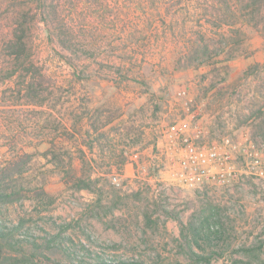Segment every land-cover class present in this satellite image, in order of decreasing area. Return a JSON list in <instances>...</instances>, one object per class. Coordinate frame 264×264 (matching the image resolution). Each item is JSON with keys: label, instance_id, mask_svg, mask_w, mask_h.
Returning <instances> with one entry per match:
<instances>
[{"label": "rangeland", "instance_id": "rangeland-1", "mask_svg": "<svg viewBox=\"0 0 264 264\" xmlns=\"http://www.w3.org/2000/svg\"><path fill=\"white\" fill-rule=\"evenodd\" d=\"M25 3L0 0V66L15 71L0 80V167L31 155L12 184L27 198L0 206L19 247L35 243L37 264H194L177 220L209 218L222 227L211 264H264V181L234 157L227 183L188 189L157 146L197 123L206 144L247 136L264 150V0ZM13 35L29 62L7 56ZM183 89L195 121L171 98ZM66 171L96 186L77 190Z\"/></svg>", "mask_w": 264, "mask_h": 264}, {"label": "trees", "instance_id": "trees-1", "mask_svg": "<svg viewBox=\"0 0 264 264\" xmlns=\"http://www.w3.org/2000/svg\"><path fill=\"white\" fill-rule=\"evenodd\" d=\"M25 4L33 3L36 6L42 5L44 0H24ZM14 36V35H13ZM22 35L14 36V40L8 38V44L6 45L7 56L11 61L29 62L31 60L29 55H24L26 50V44L23 42ZM19 64V63H18ZM14 70L6 73L5 69L0 66V80L9 81L14 78ZM27 88H29L27 86ZM31 160V155L17 156L15 159L7 162L4 166L0 167V206L13 204L27 198L25 191L16 190L12 187L16 178L21 176L26 164ZM64 175L70 178L72 185L77 190L92 191L96 186L95 180L74 178L69 171L64 172ZM36 196L44 195L42 190L35 191ZM209 218H205L203 224L199 227H195L193 224H188L187 227L182 226V223L177 220L182 238L186 241L188 247V258L194 264H211L212 261L222 257V253H218L214 250H210L211 244L214 241H219V237L222 235V227L216 219L215 223L208 221ZM213 224L216 225V229H213ZM19 231L17 227L7 229L5 225L0 222V264H37L35 262L38 246L33 243L31 245L30 254L19 247V241L14 239L15 234ZM189 238V239H188ZM49 244H47V248ZM199 250L194 251L193 248ZM261 248L253 249L247 248L248 254L253 255ZM40 253V252H39ZM16 254V255H14ZM79 264H142L133 261H112L106 262L102 259H96L95 263L80 261Z\"/></svg>", "mask_w": 264, "mask_h": 264}, {"label": "built area", "instance_id": "built-area-1", "mask_svg": "<svg viewBox=\"0 0 264 264\" xmlns=\"http://www.w3.org/2000/svg\"><path fill=\"white\" fill-rule=\"evenodd\" d=\"M173 101H181L188 119L196 120L198 110L193 107L185 89L178 91ZM193 130L196 135L191 138L185 135L183 126L175 124L164 134L172 143L179 141L184 150L182 158L168 163L172 182L181 183L188 189L199 188L208 181L225 184L235 174V168L231 163L234 157L241 159L246 175L257 181H264V150L257 149L249 137H243L237 142L224 139L221 143L206 144L202 142L204 129L196 123ZM119 178L120 176H113L112 180L117 183Z\"/></svg>", "mask_w": 264, "mask_h": 264}, {"label": "crops", "instance_id": "crops-1", "mask_svg": "<svg viewBox=\"0 0 264 264\" xmlns=\"http://www.w3.org/2000/svg\"><path fill=\"white\" fill-rule=\"evenodd\" d=\"M175 96V95H174ZM174 96H172L171 98H172V100H174ZM178 102V101H177ZM181 102V101H180ZM169 103V102H168ZM174 104H176V103H174ZM177 106H178V104H177ZM179 106H181V103L179 104ZM202 119H204V117L202 118ZM195 124V123H194ZM166 131H167V128L166 129H164L163 130V134H162V137L161 138H159V140H158V142H157V146H159V145H161L162 146V144L163 143H165L164 144V148L166 149V151H167V162L169 163L171 160H172V162H175V161H178L180 158H182L183 157V155H184V150L181 148V149H178V147H175V145L173 144V145H169L168 143H167V140H166V137H165V133H166ZM165 174L168 176V178H169V176H170V174H169V172H165ZM171 180V179H170Z\"/></svg>", "mask_w": 264, "mask_h": 264}]
</instances>
